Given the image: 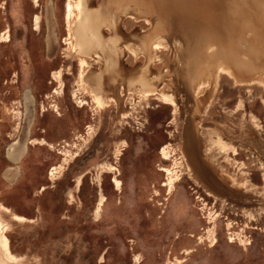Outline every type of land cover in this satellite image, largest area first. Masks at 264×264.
I'll use <instances>...</instances> for the list:
<instances>
[{
  "label": "rangeland",
  "instance_id": "1",
  "mask_svg": "<svg viewBox=\"0 0 264 264\" xmlns=\"http://www.w3.org/2000/svg\"><path fill=\"white\" fill-rule=\"evenodd\" d=\"M76 1L0 0V264H264V0Z\"/></svg>",
  "mask_w": 264,
  "mask_h": 264
},
{
  "label": "bare ground",
  "instance_id": "2",
  "mask_svg": "<svg viewBox=\"0 0 264 264\" xmlns=\"http://www.w3.org/2000/svg\"><path fill=\"white\" fill-rule=\"evenodd\" d=\"M176 1H179V2H182L185 7H186V10H187V15H184L182 16V21L185 22V19H188V20H191V17L193 14H198V15H202V17L207 20V16H208V12H210L209 10H207L208 8L211 9V15L213 13V15H218V1L219 2H223V3H226L227 1L226 0H176ZM79 2L80 0H77L76 1V4H75V9L79 12L80 14V5H79ZM131 4H134V5H137L138 3H140V0H130ZM160 2L164 5L165 9L167 10V5L165 4V1L164 0H160ZM69 4V2L67 3ZM73 4V3H72ZM38 6V5H37ZM68 6V5H67ZM35 7V6H34ZM223 7H224V4H223ZM223 9V8H222ZM73 10V9H72ZM67 12V11H66ZM73 12V11H72ZM217 12V13H216ZM223 12V10H221V13ZM215 15V16H216ZM221 17V16H220ZM211 18V17H210ZM209 18V19H210ZM212 19V18H211ZM183 22V23H184ZM186 23V22H185ZM186 27H187V23H186ZM192 27L191 30H193V33L194 34H201L200 31H198V29L194 26H189L187 28H190ZM187 32L186 33H190V29H186ZM2 41V40H1ZM87 55V54H86ZM56 74V73H55ZM54 74V75H55ZM53 78V77H52ZM172 102V101H171ZM170 102V103H171ZM169 104V103H168ZM82 149V148H81ZM168 159V158H167ZM52 168V167H51ZM54 169V168H53ZM192 170V169H191ZM51 171V170H50ZM55 171H57L56 169H54V173ZM51 173V172H49ZM170 173V172H169ZM51 176V175H50ZM52 177V176H51ZM50 178V177H49ZM174 181V180H173ZM120 182L116 181V186L119 187ZM169 186L172 185V182H169ZM115 184V183H114ZM101 201L102 199L100 200V204H101ZM247 216V215H245ZM252 216V215H251Z\"/></svg>",
  "mask_w": 264,
  "mask_h": 264
},
{
  "label": "crops",
  "instance_id": "3",
  "mask_svg": "<svg viewBox=\"0 0 264 264\" xmlns=\"http://www.w3.org/2000/svg\"><path fill=\"white\" fill-rule=\"evenodd\" d=\"M31 97L32 96L26 92L23 94L22 101H24L28 106H31V104H30ZM16 160H18V158H16V159L12 158L13 163H15Z\"/></svg>",
  "mask_w": 264,
  "mask_h": 264
},
{
  "label": "flooded vegetation",
  "instance_id": "4",
  "mask_svg": "<svg viewBox=\"0 0 264 264\" xmlns=\"http://www.w3.org/2000/svg\"><path fill=\"white\" fill-rule=\"evenodd\" d=\"M5 31H6V30H5ZM3 32H4V31H3ZM3 32L0 33L1 36H2V33H3Z\"/></svg>",
  "mask_w": 264,
  "mask_h": 264
}]
</instances>
